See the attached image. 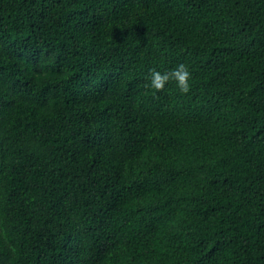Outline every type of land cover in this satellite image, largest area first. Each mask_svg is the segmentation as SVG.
<instances>
[{
  "label": "trees",
  "instance_id": "1",
  "mask_svg": "<svg viewBox=\"0 0 264 264\" xmlns=\"http://www.w3.org/2000/svg\"><path fill=\"white\" fill-rule=\"evenodd\" d=\"M0 264H264V0H0Z\"/></svg>",
  "mask_w": 264,
  "mask_h": 264
},
{
  "label": "clouds",
  "instance_id": "2",
  "mask_svg": "<svg viewBox=\"0 0 264 264\" xmlns=\"http://www.w3.org/2000/svg\"><path fill=\"white\" fill-rule=\"evenodd\" d=\"M150 76L151 87L157 91H162L169 80H174L182 93L189 92L191 72L185 64H179L175 69L163 74L156 69H151Z\"/></svg>",
  "mask_w": 264,
  "mask_h": 264
}]
</instances>
